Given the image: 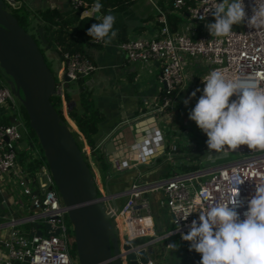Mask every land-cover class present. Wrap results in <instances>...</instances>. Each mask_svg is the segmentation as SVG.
Segmentation results:
<instances>
[{"label":"built area","instance_id":"obj_1","mask_svg":"<svg viewBox=\"0 0 264 264\" xmlns=\"http://www.w3.org/2000/svg\"><path fill=\"white\" fill-rule=\"evenodd\" d=\"M67 1L70 8L81 9V15L85 11H92L93 5L88 6L83 0ZM218 2L219 0H173L171 9L158 10L156 19L160 27L156 36L137 35L118 44L127 61L144 64L157 62L160 66L162 95L153 101L150 111L162 114L173 105V93L183 82L182 53L205 59L209 68L202 78L212 70L221 69L229 78H253L264 88V29H255L247 24V18L253 14L254 0H244L247 18L241 24L233 25L227 36L205 34L191 38L186 33L170 28L166 16L168 13L186 15L196 22L214 23L215 18L210 10ZM201 16L204 19H200ZM93 42L102 44V41ZM62 64L60 82L55 85V90L62 103H65L62 75L66 74L70 81H75L79 75L86 76L95 71L96 66L81 52H64ZM2 108L6 114L13 116L8 124L0 125V177H7L8 181L15 183V187L20 188V194L29 197L31 209L38 212L12 218L7 223L8 236L0 239V246L3 248L0 263L78 264L77 257L74 258L70 254L73 237L69 234L66 224L67 213L47 165H42L33 177L17 166L16 156L21 149L20 142L24 141V138L30 140V132L13 92L0 79V110ZM63 117L69 124L65 112ZM72 130L77 133L78 140L86 148L82 134L76 128ZM162 134L159 129L149 140H141L136 145V150L126 159L115 162L116 171H123L132 163L144 162L149 148L155 143H161ZM169 151H178L176 142L169 145ZM222 151L243 154V157L218 164L208 173L199 170L173 174L148 185L133 182L127 189L126 198L121 205L114 208L109 202H105V211L110 215L113 228L120 238L121 264H126V254L132 249L143 247L144 243L151 245L168 235H175L190 246L191 242L184 241L182 234L188 232L192 220H198L200 212H206L212 206L228 203L230 196L238 193V199L243 204L237 211L240 218H244L243 213L247 210L248 200L255 194L256 184L264 183V151L250 150L246 145H241L235 150L226 146ZM171 154L168 152L169 157ZM201 176L208 178L201 182L195 181ZM99 191L103 194L100 189ZM156 191L162 192L164 199L160 198V202L167 208L174 225L173 230L162 237H155L151 205L145 196L146 193ZM16 205L23 211L24 204L20 198L16 199ZM38 219L43 222V231L41 225L31 228L30 232L19 229L20 225L33 224ZM141 237H150V241L134 243ZM127 244L130 249L124 248ZM200 260L201 258H197L186 264H199ZM147 264L155 262L148 257Z\"/></svg>","mask_w":264,"mask_h":264},{"label":"crops","instance_id":"obj_2","mask_svg":"<svg viewBox=\"0 0 264 264\" xmlns=\"http://www.w3.org/2000/svg\"><path fill=\"white\" fill-rule=\"evenodd\" d=\"M168 4L169 0H137L127 10L112 14L116 17L113 30H116L118 33V29L121 26L125 27L121 35L117 34L108 46H105L103 42L100 44L92 40L86 49L85 53L96 66V70L86 75L88 77L85 85L90 92L94 105L103 113L104 119L98 123L97 131L92 136L94 148L91 149L86 142L85 146L89 155L93 152L96 156L100 157L97 160L95 159L96 162L92 161L91 171L95 175L94 179L97 187H99L103 194H106V188L113 193L124 192L126 194L127 189H129L133 182L139 185H148L159 179L173 175L168 161L166 162L163 157L164 148L166 147L164 144L166 136L163 134L161 143H155V145L149 148L144 162L132 163L130 167L123 171H116L114 167L116 161L126 159L131 152L135 151L136 145L141 140H149L152 134L159 129L163 133L160 128L161 121H165L168 125H171L174 131L178 125L173 124L172 119L175 117V121L181 123L185 120L186 116L188 124H193V126L200 129L195 121L189 119V112L185 109L188 104L185 105L184 101L189 99L191 93L197 88L203 89L204 84L201 82V79L209 68L205 59L191 57L184 53L181 54L183 82L174 95L171 108L161 114L150 111L153 101L162 95L163 90V85L159 80V64L157 62L147 64L129 62L118 48L120 42L137 35L156 36L160 25L157 24L155 15L156 13L158 15V10H169L167 9L169 7H165ZM28 6L29 8L34 6L40 9L57 7L61 11H64L69 8V3L67 0H28ZM168 14L166 16L167 19L170 18L168 22L169 26L174 30L186 33L191 38L210 34L206 27V24L209 22H196L186 15ZM94 15L95 13L91 10L85 11L82 14V16ZM48 57L53 58L55 54L48 52ZM62 68V61H59L58 74ZM0 79L5 81L10 87V80L6 75L3 74ZM68 86H70V83ZM71 93L73 95L64 104L65 113L68 118L70 110L76 106L79 108L77 103L78 87H72ZM201 95L200 92H197L196 97L191 98L190 110L195 107ZM177 111H179V114ZM1 113L6 114L5 109L2 108L0 110ZM5 116L9 117V122L12 120V114L8 113ZM69 124L71 128H76L74 121L70 118ZM199 131L198 134L200 133ZM28 141L26 139L20 142L21 149H28L30 147V144L26 143ZM175 141L177 142L176 139ZM109 142L112 144L107 147ZM101 165H105V168L101 167ZM101 174L106 178L104 188L99 180V175ZM10 184L7 177H0V239L7 238L8 236L9 227L7 223L12 218L23 215V211H20L16 207V197L13 193L14 188ZM150 194L146 193L145 196L149 200L152 212H154L156 207L160 209L166 208L160 202V198L163 195L161 191ZM125 198L123 195L122 202ZM166 212L169 214L168 210ZM153 222L156 233L160 227L155 223L154 218ZM0 253H3L1 246ZM190 258L192 257L187 258V261Z\"/></svg>","mask_w":264,"mask_h":264},{"label":"clouds","instance_id":"obj_3","mask_svg":"<svg viewBox=\"0 0 264 264\" xmlns=\"http://www.w3.org/2000/svg\"><path fill=\"white\" fill-rule=\"evenodd\" d=\"M102 7L96 0L92 11L98 22L87 35L108 46L118 34L113 30L116 17L111 10L101 14ZM210 12L215 22L206 27L216 37L227 36L233 25L247 18L244 0H219ZM252 13L248 26L264 29V0H254ZM202 83L203 89L197 88L184 103L189 104L202 91L189 119L206 134L208 152H221L226 146L235 150L241 145L264 151V88L253 78H229L221 69L212 70ZM238 196L200 212L199 219H193L188 232L182 234L184 241L191 242L189 251L201 254L199 264H264V183L256 184L243 219L237 211L243 204Z\"/></svg>","mask_w":264,"mask_h":264},{"label":"water","instance_id":"obj_4","mask_svg":"<svg viewBox=\"0 0 264 264\" xmlns=\"http://www.w3.org/2000/svg\"><path fill=\"white\" fill-rule=\"evenodd\" d=\"M21 5V0H0V69L9 78L10 89L25 109L29 126L43 150L54 186L73 227L78 264H121L120 238L105 211V202L116 208L118 199L125 193H113L106 188V194L98 195L82 149L51 103V97L56 95L53 74L35 39L8 9ZM37 34L39 40L46 43L41 27L37 28ZM62 79L64 87H68L70 78L63 74ZM147 245L133 247L126 254V264H147ZM124 248L130 249V245Z\"/></svg>","mask_w":264,"mask_h":264},{"label":"trees","instance_id":"obj_5","mask_svg":"<svg viewBox=\"0 0 264 264\" xmlns=\"http://www.w3.org/2000/svg\"><path fill=\"white\" fill-rule=\"evenodd\" d=\"M21 1H22V5H21L22 7L14 10L12 14L17 19L18 24L25 31H27L26 27L28 25L27 23L28 13L27 11H23V10H26L28 7L25 5L23 6V0ZM83 1L86 2L88 6L94 5L96 3V0H83ZM136 1L137 0H99V2L103 5L101 9V14L107 15L109 14V10H111L110 14H116V13L123 12L127 10L129 7H131L132 5H134ZM171 8H172V2H171V7H169L168 9H171ZM36 14H37L38 22H39L37 27L42 28L44 39L46 41V43H44L45 49L49 50L51 53H54L55 56H57V58L60 61H62V56L64 52H69V53L81 52V53L86 54L85 53L86 49L92 41V38L87 35V31L93 23L98 22L95 18L96 17L95 15L94 16H82L81 9L74 10L73 8H70V7L64 11H61L57 7L39 9L37 10ZM169 21H170V18H168V22ZM124 29L125 27L121 26L118 29V35H121ZM171 29L174 30L173 28ZM36 33H37V30H36ZM32 37L34 38L33 35ZM35 41L37 42V40ZM40 51L44 57V61L49 67L47 63V57L45 56L41 48H40ZM75 81H77V85L79 89L78 102H77L79 105V108H77L76 106L75 108L70 110L68 112V116L70 119L74 121L76 129L82 134L86 143L90 146L91 149H93L94 142L92 140V136L96 133L97 125L99 122H101L104 119V115L94 105L90 97V92L85 85V81H86L85 77L82 75H79ZM68 88L69 86L66 87V89ZM176 92L177 91H175L173 95H175ZM50 100H51L53 107L57 111V113L67 124V122L65 121V118L63 117L62 101L60 97L58 95H54L51 97ZM67 100H69V96L65 94V101ZM20 108L22 109L21 112L25 120H27V125L29 127V132H30V140L26 143L32 144V146L29 147L28 149L26 148L20 149L16 156V162H17L18 167H20L24 172H27L29 176L33 177L35 176V174L37 173V171L42 165H47V164H46V159L43 154V150L41 149V146L38 142L35 132L29 126V121H28L26 111L21 104H20ZM5 115L6 114H2V113L0 114V125L9 123L10 119L8 116H5ZM67 126L69 125L67 124ZM72 134L74 135L76 139L77 133L73 131ZM35 142L38 144L39 149L35 147ZM80 149H82V146L80 147ZM182 151L183 149L180 148V152ZM198 157L199 155H194L192 159L196 160L198 159ZM95 158L99 159L100 157L95 156ZM102 166L103 165H101V167ZM104 166L103 168H105ZM181 167L183 168V171L181 173L174 172L173 174H184L187 172H194L198 169V164H190V165L185 164ZM72 247L75 250L74 243L72 244ZM197 258H201V256L190 258L188 261L193 262ZM16 264H21V263H16Z\"/></svg>","mask_w":264,"mask_h":264},{"label":"rangeland","instance_id":"obj_6","mask_svg":"<svg viewBox=\"0 0 264 264\" xmlns=\"http://www.w3.org/2000/svg\"><path fill=\"white\" fill-rule=\"evenodd\" d=\"M24 5L28 7L26 10H23V11H27V13H28V15H27L28 25L26 27L27 32L29 34L33 35L35 40H37L38 46L43 50V53L47 57V63L50 67V70L53 74V77H54L55 81L58 83V82H60V75L58 74L57 71H58V65H59L60 60L57 58V56H55L53 58L48 57V52H50V51L45 49L44 44L42 42H40L38 35L36 33V30L38 28L37 25L39 23L36 13H37V10H39L40 8H35L34 6H31L29 8L28 0H23V6ZM21 7L22 6H20L19 8H21ZM165 7H171V0H169V4L166 5ZM19 8H16V9H19ZM8 9L11 13H13L14 10H16L15 8H12V7H8ZM156 16H157V13L155 15V18H156ZM3 73L4 72L0 69V77L1 78H2ZM84 77L86 80L88 76L87 77L84 76ZM4 83L7 84L5 81H4ZM72 87L73 88L78 87L77 81H70L69 88L68 89L64 88L65 94L69 97L73 95L71 93ZM200 93L202 94V91ZM16 101L18 103L19 109L22 110L20 108V104H19L20 102L17 98H16ZM64 104L65 103H62V113L66 112ZM190 107H191V103H189L188 106L185 107V109L188 110V112H189ZM178 112L179 111H177V113ZM178 117H179V115H178ZM175 120H176V118L174 117V119H172L173 124L178 125V127L174 131L172 130L171 125H168L165 121H161V123H160V128L163 131V135L166 136L165 141H164V144L166 147L164 148L163 157H164V160L166 162L168 161L169 167H170V170L172 173H174V172L175 173H181L183 171V168L181 166L185 165L187 162H190L191 164H198V169L196 171H199V170L202 171L203 170L206 173H208L211 169H213L218 164H222V163H225L227 161L236 160L240 157H243V154H239V153L238 154L224 153L223 151H221V152H215V151L208 152V147L206 144V141L208 138L202 130L193 126V124L192 125L188 124L186 122V116H185V120H183V122H181V123H179ZM25 121L27 123V120H25ZM68 127H69L70 131L73 132L70 125ZM198 131L200 132L199 134H198ZM175 139L177 140V142L175 141ZM24 140H26V138H24ZM76 142H77L79 147L82 146L84 160L87 162V164H89V166L92 170V161L96 162V160H97L95 158L96 154L92 153V155H89L87 153L86 148H84L83 144L81 143V141L78 140L77 136H76ZM174 142H176V144L178 145V151L177 152H170L168 146ZM35 147L39 149V146L36 142H35ZM180 148L183 149L182 152H180ZM168 152L172 153L170 155V157L168 156ZM194 155H199L198 159H196V160L192 159V157ZM93 176L95 178L94 174H93ZM207 178H208L207 176H201L198 179H196L195 181L201 182ZM105 179L106 178L103 174L99 175V180H100V183L103 185V188H104V184H105L104 183ZM9 182L11 183L10 185L14 188L13 193H14V196L16 197V199L20 198L24 204L23 205V215L27 216L29 214L37 213L38 212L37 210L35 211V210L31 209V206H30L31 202H30L29 197L20 194V188L15 187V183H13L12 181H9ZM32 187H33V185H32ZM105 192H106V189H105ZM97 193L100 194L99 187L97 189ZM148 195H151V194L148 193ZM162 199H164L163 195H162ZM122 200H123V197H120L118 199V205H120ZM16 207H18V205H16ZM18 209H19V207H18ZM166 211H167V208H161L160 209V208L156 207L154 212H152V216L155 220V223L160 227L159 231L158 232L156 231L155 237L165 236V235L169 234L174 228V225L172 224L171 218H170L169 214H167ZM66 224L68 227L69 234L73 237L74 236L73 227H72V224L68 218H66ZM39 225H41V230L43 231L44 228H43V222L41 219L36 220V223H33V224L20 225L19 229L30 232L31 228L37 227ZM112 225H113V222H112ZM148 241H150V237H141V238L137 239L136 241H134V243H136V242H148ZM168 244L169 245H175V246L174 247H169V246L167 247ZM189 247L190 246L186 242L180 241L177 238V236L168 235V236L163 237L160 240L156 241L155 243L149 245L146 249V254L148 255V257L151 260H153L155 262V264H184L187 261V258H189V257L193 258V257L201 256V254H199L195 251H189ZM70 254L74 258L77 257L76 250H74L72 246H71Z\"/></svg>","mask_w":264,"mask_h":264}]
</instances>
